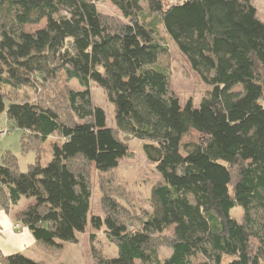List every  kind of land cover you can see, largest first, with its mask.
Instances as JSON below:
<instances>
[{"label":"trees","instance_id":"obj_1","mask_svg":"<svg viewBox=\"0 0 264 264\" xmlns=\"http://www.w3.org/2000/svg\"><path fill=\"white\" fill-rule=\"evenodd\" d=\"M97 1L0 0V61L27 66L25 74L0 73V115L23 131L21 150L36 154L25 172L12 153L1 156L0 206L9 212L32 198L15 219L48 252L76 243L86 225L102 229L116 255L91 246L93 264H264V21L252 0H109L126 22L99 12ZM157 26L208 86L197 105H181L171 92L169 72L157 64L169 53ZM62 79L82 89L65 88L60 112ZM92 84L116 107L113 127ZM25 86L36 102L7 101L3 87ZM52 136L59 142L42 165L40 146ZM125 137L143 141L161 177L135 228L105 183L103 215L90 214L91 168L110 178L128 155ZM0 262L44 264L21 252L0 253Z\"/></svg>","mask_w":264,"mask_h":264},{"label":"rangeland","instance_id":"obj_2","mask_svg":"<svg viewBox=\"0 0 264 264\" xmlns=\"http://www.w3.org/2000/svg\"><path fill=\"white\" fill-rule=\"evenodd\" d=\"M177 0H163L165 4L174 3ZM256 7L258 16L264 21V0H252ZM99 12L106 16L121 18L124 22L127 18H123L120 11L109 0H98L96 3ZM145 3H141V15H144L148 20L152 14L148 13ZM45 25V20H42L37 25H27L28 31H35ZM156 37L160 43L166 45L169 53L161 57L157 64L169 72L170 90L175 94L181 105L191 100L197 105L200 98L208 89V86L200 79V77L190 68L184 56L179 52L174 42L163 31L161 26H157ZM27 66L25 63L13 65L7 59L0 61V73L9 76H14L16 73L25 74ZM28 82V80H27ZM58 93L63 97H58L56 101L57 110H66L64 105L65 88L75 90L82 89L76 80H60L56 85ZM91 96L95 104L102 107L106 112L107 126H114V116L116 114L115 105L106 100V95L102 88L92 84ZM7 94L8 100H28L36 102L39 96L29 86H25L19 90L9 87H3ZM56 91V92H57ZM4 130V134H0V163L1 156L9 151L17 158V166L21 172L27 171L28 165L33 163L36 158L34 151L23 152L21 150V138L23 131L12 127L10 121L7 120L5 112L0 115V131ZM185 140L188 138L185 137ZM59 139L56 136L50 137L47 142L40 146L39 154L37 155L40 163L45 165L52 157L53 145L57 144ZM124 141L128 146V155L124 156L118 163L117 168L112 172L110 178L99 177L98 174L91 168V206L90 214L103 215L101 205L100 183L110 188V191L115 192L120 196L121 203L128 209L129 215L133 218L130 221V227H136L137 215H146L151 211L149 205V196L151 186L161 181L160 175L155 171L153 166L149 164L142 151V142L139 139L125 137ZM232 216L237 220H242V210L235 208L231 212ZM18 227V226H17ZM166 231L165 234H169ZM94 234V239H90L89 234ZM78 241L76 243L67 242L59 250L48 252L53 264H93L91 246L95 250L106 256L113 257L116 255V248L105 237L102 229L92 228L86 225L82 232L77 233ZM169 249L165 246L160 248V255L167 256ZM199 260V259H198Z\"/></svg>","mask_w":264,"mask_h":264},{"label":"crops","instance_id":"obj_3","mask_svg":"<svg viewBox=\"0 0 264 264\" xmlns=\"http://www.w3.org/2000/svg\"><path fill=\"white\" fill-rule=\"evenodd\" d=\"M32 201V198L22 197L9 212L0 206V253L9 255L21 252L36 261L53 264L48 251L35 241L27 227L15 219L16 212ZM16 224L19 226L16 227Z\"/></svg>","mask_w":264,"mask_h":264},{"label":"built area","instance_id":"obj_4","mask_svg":"<svg viewBox=\"0 0 264 264\" xmlns=\"http://www.w3.org/2000/svg\"><path fill=\"white\" fill-rule=\"evenodd\" d=\"M4 133H5V131H4V130L0 131V134H4ZM15 226L17 227V226H19V225H18V224H16Z\"/></svg>","mask_w":264,"mask_h":264}]
</instances>
